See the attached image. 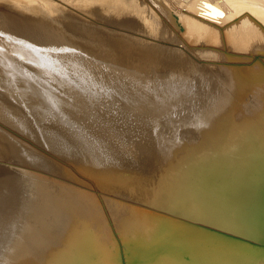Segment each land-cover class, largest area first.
Returning a JSON list of instances; mask_svg holds the SVG:
<instances>
[{"label":"bare ground","instance_id":"bare-ground-1","mask_svg":"<svg viewBox=\"0 0 264 264\" xmlns=\"http://www.w3.org/2000/svg\"><path fill=\"white\" fill-rule=\"evenodd\" d=\"M2 1L0 264H264V0Z\"/></svg>","mask_w":264,"mask_h":264},{"label":"water","instance_id":"water-1","mask_svg":"<svg viewBox=\"0 0 264 264\" xmlns=\"http://www.w3.org/2000/svg\"><path fill=\"white\" fill-rule=\"evenodd\" d=\"M184 223V222H181ZM187 224V222H186ZM195 225L196 228H198L199 230L202 229L201 232H203L204 234H211V235H216L219 237H223L226 238L227 240L236 242V243H243V244H247L248 246L257 248L259 250H263L264 252V236L262 241L257 240L258 242H254L253 239H248L246 237H243L241 235H237L235 233L229 232L228 230L219 227V226H215V225H210V224H206V223H195L193 224ZM181 227V226H180ZM186 237H190V238H194V239H198V234H193L191 233V235L189 233L185 234ZM178 237V236H176ZM149 241H153V240H149ZM147 241L146 243H142V244H137V242H128L126 244L121 243L120 240H118V249L116 252V258L119 262V264H139L140 261L146 263V262H150V260L155 257V253L158 252V250H156V246L157 244L154 245H150V242ZM157 241V240H154ZM238 248V246H236ZM154 248V249H152ZM93 255H91L90 253H87L86 250L82 249L80 250V253H78L77 255H73L70 259V261H67L66 263H74V264H78L77 262L81 259H87V258H91ZM134 257V258H133ZM136 258V260H135ZM185 260H190V258H188V256L184 257ZM133 260V261H132ZM66 260H64L63 262H65ZM62 262V263H63ZM61 263V264H62Z\"/></svg>","mask_w":264,"mask_h":264},{"label":"rangeland","instance_id":"rangeland-1","mask_svg":"<svg viewBox=\"0 0 264 264\" xmlns=\"http://www.w3.org/2000/svg\"><path fill=\"white\" fill-rule=\"evenodd\" d=\"M0 2H3L2 0H0ZM156 6V5H155ZM174 25V24H173ZM168 31H171L169 28H167ZM188 33L187 28L185 27V34H183V37L186 39L188 38V35L186 34ZM186 36V37H185ZM177 40L179 42H182V38H177ZM134 65H139L138 63L134 64ZM145 66V65H144ZM146 67V66H145ZM149 67H154V65H148V69H150ZM149 77H152L153 74L151 73H147ZM143 127V125H142ZM136 128H132V130H128V135L130 138H134V140H138L140 141L141 138H139L138 134L142 131L141 129L138 131ZM141 136V135H140ZM20 154V152H18V155ZM21 159L23 158V156H19ZM17 159V158H15ZM36 167V166H35ZM22 182L20 184L19 187H17L15 194L13 195V199H12V206L10 207V209L7 210V212H5L3 215H1L0 218H4V222L2 223V234H4L5 230L7 227H9L10 224H14V227L18 226L19 221L22 219L23 216V212L21 207L27 203H30V201L32 200L31 196L33 195L32 193L36 190V186L34 183V180L30 177H26V178H22ZM33 181H32V180ZM35 188V190H34ZM54 191V190H53ZM112 200V199H111ZM14 208V209H13ZM12 210V211H11ZM87 218V216H85ZM0 228V229H1ZM1 232V230H0ZM1 234V233H0ZM1 234V235H2Z\"/></svg>","mask_w":264,"mask_h":264}]
</instances>
